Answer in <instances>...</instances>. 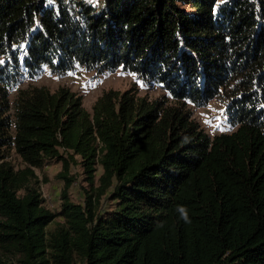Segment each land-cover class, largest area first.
Instances as JSON below:
<instances>
[{"label":"trees","instance_id":"1","mask_svg":"<svg viewBox=\"0 0 264 264\" xmlns=\"http://www.w3.org/2000/svg\"><path fill=\"white\" fill-rule=\"evenodd\" d=\"M0 61V264H264V0H0ZM75 70L166 95L108 90L90 112L24 86ZM215 99L232 130L210 136L190 105Z\"/></svg>","mask_w":264,"mask_h":264},{"label":"rangeland","instance_id":"2","mask_svg":"<svg viewBox=\"0 0 264 264\" xmlns=\"http://www.w3.org/2000/svg\"><path fill=\"white\" fill-rule=\"evenodd\" d=\"M90 1L99 5L102 0ZM28 85L46 86L51 90H56L60 87L68 88L82 98L83 106L90 112L96 100L108 90L124 92L134 87L138 89L141 96L147 95L151 99L166 95V93L156 85L141 83L133 76L122 73L120 70L115 73H105L102 75L97 72L75 70L61 77L52 76L47 73L35 82L24 84L25 87ZM190 108L193 111L195 120L210 136L220 133H229L232 130L226 118L224 105L219 100L215 99L205 107L190 105ZM12 162L16 167H20L21 162L15 154L12 155ZM61 170L62 164L56 162H50L44 168L36 170L40 180L43 197L47 199L51 196L53 200L51 207H53L54 210L60 206L59 198L64 186L63 180L59 178ZM79 170L78 168H73V173H77ZM85 187L86 183L84 182V178L78 176L77 181L74 182L70 188V195L75 203H83ZM111 204L112 203L106 199L103 208L108 211L111 208ZM61 220L62 219H60V221ZM53 226L54 225H51V227Z\"/></svg>","mask_w":264,"mask_h":264},{"label":"built area","instance_id":"3","mask_svg":"<svg viewBox=\"0 0 264 264\" xmlns=\"http://www.w3.org/2000/svg\"><path fill=\"white\" fill-rule=\"evenodd\" d=\"M45 200H46L47 205H48L50 208L54 209L53 207H51L52 204H53V200H52L51 196H50L49 198H47V199L45 198ZM55 209H57V208H55Z\"/></svg>","mask_w":264,"mask_h":264},{"label":"clouds","instance_id":"4","mask_svg":"<svg viewBox=\"0 0 264 264\" xmlns=\"http://www.w3.org/2000/svg\"><path fill=\"white\" fill-rule=\"evenodd\" d=\"M185 219L187 218V216H186V214H185V217H184Z\"/></svg>","mask_w":264,"mask_h":264},{"label":"snow or ice","instance_id":"5","mask_svg":"<svg viewBox=\"0 0 264 264\" xmlns=\"http://www.w3.org/2000/svg\"><path fill=\"white\" fill-rule=\"evenodd\" d=\"M0 63H3V61H0ZM45 67H47V66H45Z\"/></svg>","mask_w":264,"mask_h":264}]
</instances>
